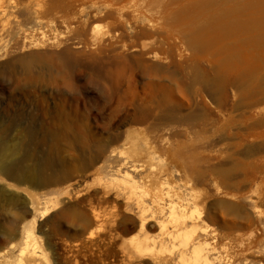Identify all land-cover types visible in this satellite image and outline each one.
<instances>
[{
	"label": "rangeland",
	"instance_id": "1",
	"mask_svg": "<svg viewBox=\"0 0 264 264\" xmlns=\"http://www.w3.org/2000/svg\"><path fill=\"white\" fill-rule=\"evenodd\" d=\"M0 123L57 162L42 188L0 173V264H264V0L1 1ZM150 160L195 194L193 244L149 210Z\"/></svg>",
	"mask_w": 264,
	"mask_h": 264
},
{
	"label": "bare ground",
	"instance_id": "2",
	"mask_svg": "<svg viewBox=\"0 0 264 264\" xmlns=\"http://www.w3.org/2000/svg\"><path fill=\"white\" fill-rule=\"evenodd\" d=\"M1 1L4 0H0V2ZM25 62L26 60L24 58H20L19 63L24 64ZM14 130L19 133V135L15 139V143L11 149H7V141L4 137L5 125L0 123V173L10 182H14L17 185L30 184L33 187L42 188L55 184L56 180L54 176L56 175L57 162L48 157L42 159L44 161L40 163L32 162L31 160L37 159H32L31 152L28 150L27 144L28 141L33 138V131L24 125H18ZM136 139L137 138L133 134L130 138V143L132 140V143L135 141L138 144L139 139ZM133 145L136 146L135 143ZM136 147L137 148L136 150H133V153H140L138 148L139 145ZM29 161L31 162V165H27ZM154 161L156 160H150L151 173L149 178L151 180V187L149 191V210L152 211L154 216L157 214L163 216L169 214V217L173 219V221H171L175 223L173 227L174 231L171 232L172 236L175 238H184L183 235H186L187 237H185V239L188 242L187 246L191 244L190 240L193 244L195 239L193 238L194 240H192V237L197 234V231L193 228L196 227L199 218L201 219V214L192 209L194 206L196 207V196L191 193L188 198H183L175 187L172 186L169 180L167 178L164 179L165 177L162 172H159V169L155 168ZM64 175L69 177L67 172H65ZM122 178L128 185H130V190L134 193L135 189H137L135 185L136 182L133 181L134 179H130L128 173L123 174ZM17 185L8 183L7 187L22 190V188H19ZM146 209L147 208H145V211ZM36 212L37 210L29 207L25 212V216H32L31 222L34 223L36 220ZM48 212L49 208H46L45 213ZM81 220H85V216L76 214L74 221L79 222ZM190 228H192L191 231H187ZM136 230L138 232L133 237L136 248L142 250L150 247L149 238L144 236V225H135L131 232H135ZM26 235V237H23L25 247L24 250H28L33 246V242L36 239L35 229L33 228L30 231H27ZM191 253V257L196 264H216L213 260H211L206 246H198L191 251ZM3 254L4 252L0 251V256Z\"/></svg>",
	"mask_w": 264,
	"mask_h": 264
}]
</instances>
